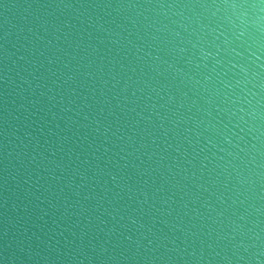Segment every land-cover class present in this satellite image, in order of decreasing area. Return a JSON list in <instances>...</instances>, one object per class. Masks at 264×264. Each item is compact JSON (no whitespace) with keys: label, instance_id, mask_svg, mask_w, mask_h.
I'll list each match as a JSON object with an SVG mask.
<instances>
[{"label":"water","instance_id":"water-1","mask_svg":"<svg viewBox=\"0 0 264 264\" xmlns=\"http://www.w3.org/2000/svg\"><path fill=\"white\" fill-rule=\"evenodd\" d=\"M0 264H264V0H0Z\"/></svg>","mask_w":264,"mask_h":264}]
</instances>
